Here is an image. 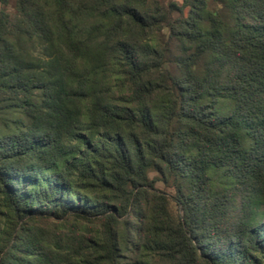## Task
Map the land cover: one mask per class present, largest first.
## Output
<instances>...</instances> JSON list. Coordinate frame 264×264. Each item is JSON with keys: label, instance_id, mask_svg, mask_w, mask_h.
<instances>
[{"label": "trees", "instance_id": "16d2710c", "mask_svg": "<svg viewBox=\"0 0 264 264\" xmlns=\"http://www.w3.org/2000/svg\"><path fill=\"white\" fill-rule=\"evenodd\" d=\"M0 264H264V0H0Z\"/></svg>", "mask_w": 264, "mask_h": 264}, {"label": "rangeland", "instance_id": "374dc122", "mask_svg": "<svg viewBox=\"0 0 264 264\" xmlns=\"http://www.w3.org/2000/svg\"><path fill=\"white\" fill-rule=\"evenodd\" d=\"M8 9H9L10 11H12V10H13V6L10 5V6L8 7ZM158 186L161 188V187H162V184H161V183H158Z\"/></svg>", "mask_w": 264, "mask_h": 264}]
</instances>
